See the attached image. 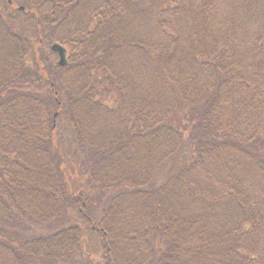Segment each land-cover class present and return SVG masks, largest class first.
Returning a JSON list of instances; mask_svg holds the SVG:
<instances>
[{"label": "trees", "instance_id": "16d2710c", "mask_svg": "<svg viewBox=\"0 0 264 264\" xmlns=\"http://www.w3.org/2000/svg\"><path fill=\"white\" fill-rule=\"evenodd\" d=\"M74 2L0 0V264H93L85 229L102 233L106 264H264V0H153L140 43L131 28L106 33L116 8L65 32ZM44 15L59 24L62 69L43 54L42 21L1 28ZM112 36L130 56L118 70L100 58ZM81 66L87 78L69 86ZM78 102L117 117L103 155L67 134ZM105 155L113 169L100 174L91 163ZM93 200L106 203L94 215ZM122 224L136 228L124 235Z\"/></svg>", "mask_w": 264, "mask_h": 264}, {"label": "rangeland", "instance_id": "374dc122", "mask_svg": "<svg viewBox=\"0 0 264 264\" xmlns=\"http://www.w3.org/2000/svg\"><path fill=\"white\" fill-rule=\"evenodd\" d=\"M2 1V0H1ZM39 1V0H38ZM69 1H73V0H69ZM74 3H77V7L75 9H73L68 16L66 17V21L63 22V24H65L63 27L60 28H64L65 32L69 29H71L72 27L74 28H89V22L92 19V16H94L92 13L95 12V10L99 7H105L107 10L105 11L106 13H111L114 11V8L117 9V13L118 10L121 9L123 14L117 18L114 17H110L108 19V25L105 27L107 29L106 33H114L112 32L113 30H115V28H123L124 31H127V28H131V32L132 35L127 36V38H134L137 41H139L138 43L142 42L140 40L143 39V30L144 28H154V24H152V22L150 21V17H146L143 15H146V13L144 11L148 10V11H154L156 8H154L153 6V0H74ZM155 3H157V0H155ZM21 6V5H19ZM18 6V8H19ZM14 8V7H13ZM20 8H22L23 12V7L21 6ZM150 8V9H149ZM105 13V14H106ZM103 14V15H105ZM54 15H44L43 18H40L39 16L33 18V19H29V23L27 25H21L22 24V19L24 18V16H16L17 20L16 23L14 24V26L12 27H1V28H33L35 23H40L42 21V24L44 23V30L45 34L47 35V40L45 42V50H43V54L47 55L48 54V50H50V47L52 44H55L52 40L54 39H58L59 36H61V31H59L57 29V27L59 28V24L56 25L53 22ZM104 18V17H103ZM103 20V19H102ZM97 22V23H96ZM98 22L100 23L101 21L98 19L95 20V23L92 24L91 28H101L102 27V23H100V25H97ZM96 24V25H95ZM62 26V25H61ZM41 28V27H40ZM54 29L58 30V31H54ZM134 30V31H133ZM63 34V33H62ZM105 38L107 39V37L105 36ZM117 39V38H116ZM115 39H113V36L110 38V41H106L105 42V46L101 48L100 50V58L102 63H104L105 65H107L108 67H110L111 69L116 68V70L120 69L125 61L126 58H129L127 56H124L125 59L121 58V53H118V50L116 48L112 49V46L114 45ZM115 47V45H114ZM106 48V49H104ZM53 53V52H52ZM54 54V53H53ZM49 55V54H48ZM56 58L51 57V59H53V66H58V58L57 55L54 54ZM49 64L46 68H49ZM59 67V66H58ZM59 68H64V67H59ZM23 71L26 73V75L28 76H34L35 74H39V71L36 70L34 63L29 62L24 63L23 65ZM83 70V67H79L77 69L71 70L70 73H73L70 79L69 77H63L69 84V86L73 87L75 86L77 81H82L83 79L85 80V78H87V72ZM36 72V73H35ZM52 72V69H50V73ZM35 73V74H34ZM36 76V75H35ZM34 76V78H35ZM73 82V83H71ZM64 90H66L67 88L64 87ZM75 89V88H74ZM37 90V89H35ZM40 89H38L39 91ZM130 91L132 93H134L133 90L130 89ZM77 94L76 91L72 92L73 97ZM131 95V94H130ZM132 100V99H131ZM86 109H89L83 102H78L74 105H72L69 109H68V123H67V134L69 137H71V142L73 140H75V145L79 144V143H85L83 144V146L87 145V141L92 140L95 143V149L97 150L98 153L95 154H101L103 155L104 151H103V147L108 144V143H112L114 142V139H117L116 136V132L118 130V128L116 127V120L117 117H108V116H101V115H96L97 112L93 113H89ZM70 110V111H69ZM58 112L57 108L53 109L52 111V120L53 117H56V113ZM70 112V113H69ZM54 124V120L52 122ZM52 124V125H53ZM56 126L58 127L59 124L57 123L56 125L54 124L53 127ZM120 126L123 127L122 124H120ZM133 133V138L134 139H138L139 140V135H138V131L137 130H132ZM107 134V135H106ZM94 136V137H92ZM91 138V139H89ZM87 142V143H86ZM111 148V147H110ZM126 149V147H125ZM123 149V150H125ZM96 152V151H95ZM100 152V153H99ZM79 155H81V157L79 158L80 161H88V157H85V155H83L81 153V151L79 150ZM106 157L108 155H105ZM113 156H110L109 158L107 157V159H104V162L102 163H98L97 161H94L91 163V166L93 164H95L98 168V173L103 174L106 172H110L113 169L112 166V161L110 160V158H112ZM93 158H96L95 156H93ZM103 158H105L103 156ZM114 158V157H113ZM116 170V169H114ZM41 171H43V167L41 168ZM131 178V174L128 175ZM3 187V185H1ZM4 188V187H3ZM37 193H41L40 191H36ZM35 191V195L37 194ZM48 193H50V191L47 190ZM48 193H46V195H48ZM41 194L45 195V192H42ZM40 194V197H42V195ZM42 199V198H40ZM97 200H93L91 203L88 202L87 206V211L89 214L94 215V213H99L97 210L99 207H105L106 203L104 204L103 200H101L102 202H96ZM41 205V207H44V202L41 201L39 203ZM86 205L83 206L82 203L79 202V206L76 207V211L77 213L74 214V218L75 220H79V217L81 214H79V208H85L83 210H86ZM111 205V204H110ZM92 206V207H90ZM35 210L39 211V208H36ZM90 210V211H89ZM113 211L116 212L120 217L122 215V212L117 210L115 207H113ZM129 212H131V208L128 209ZM132 214H129L128 216H130ZM82 216V215H81ZM127 219V218H126ZM30 223L31 221H27V223ZM97 222H101V224H104V220L102 218H99V221ZM110 227L113 226V224L110 222L109 224ZM133 226V225H132ZM134 228H136V225H134V227L128 226L126 224H122L120 226V229L123 231V233H125L124 235H127V232L130 231H134ZM109 237V236H108ZM109 239H111V237H109ZM102 233L97 232V231H91L88 229H85V234L83 236V241H84V245H83V251L87 254V258H91L93 259V264H106V260L104 259V255H103V247H102ZM113 242V239H112ZM123 242V241H121ZM125 245H128L127 243H124ZM130 253H132V251H130ZM124 255H127L129 257V251H127ZM85 258V256H84ZM120 258V257H119ZM142 259L144 258V255L141 257ZM122 261V260H121ZM91 261L90 260H83L81 263L79 264H90ZM51 264V263H50ZM66 264H69L68 262Z\"/></svg>", "mask_w": 264, "mask_h": 264}, {"label": "water", "instance_id": "95a60500", "mask_svg": "<svg viewBox=\"0 0 264 264\" xmlns=\"http://www.w3.org/2000/svg\"><path fill=\"white\" fill-rule=\"evenodd\" d=\"M22 10V8L20 9ZM50 51L57 55L58 58V66L65 67L67 64V51L64 47L59 44H52L50 47Z\"/></svg>", "mask_w": 264, "mask_h": 264}]
</instances>
